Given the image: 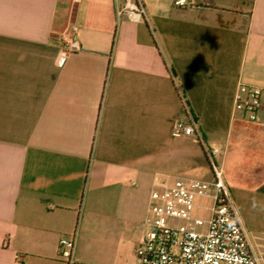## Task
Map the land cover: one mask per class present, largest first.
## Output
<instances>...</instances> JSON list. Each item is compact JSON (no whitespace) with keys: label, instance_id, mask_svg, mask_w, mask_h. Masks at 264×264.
<instances>
[{"label":"crops","instance_id":"crops-1","mask_svg":"<svg viewBox=\"0 0 264 264\" xmlns=\"http://www.w3.org/2000/svg\"><path fill=\"white\" fill-rule=\"evenodd\" d=\"M141 1L133 23L114 0H0V264H66L61 239L75 264H138L150 193L210 181L214 148L264 243V0ZM239 85L261 90L255 121L233 109Z\"/></svg>","mask_w":264,"mask_h":264},{"label":"built area","instance_id":"built-area-1","mask_svg":"<svg viewBox=\"0 0 264 264\" xmlns=\"http://www.w3.org/2000/svg\"><path fill=\"white\" fill-rule=\"evenodd\" d=\"M117 19L133 23L146 19L141 0H114ZM178 7L189 6L186 0H176ZM191 5V4H190ZM76 26L66 27L60 34L63 51L61 63L71 52L79 51ZM261 107V90L239 85L233 99V109L247 120L255 121ZM196 123L177 121L171 133L175 137L195 134ZM219 149L207 154L211 180L175 177L158 183L150 193L145 232L135 249L138 264H264V243L252 244L232 202L217 160ZM208 201L203 204L202 201ZM204 211L205 216L197 212ZM74 242L59 241V256L66 264L72 259Z\"/></svg>","mask_w":264,"mask_h":264},{"label":"rangeland","instance_id":"rangeland-1","mask_svg":"<svg viewBox=\"0 0 264 264\" xmlns=\"http://www.w3.org/2000/svg\"><path fill=\"white\" fill-rule=\"evenodd\" d=\"M202 203H203V204H207V203L205 202V200H203ZM197 214H199V215L202 216V217L205 216V212H204V211L197 212ZM135 258H136V256H135ZM136 260H137V258H136Z\"/></svg>","mask_w":264,"mask_h":264}]
</instances>
